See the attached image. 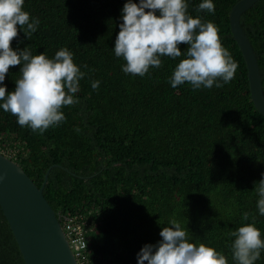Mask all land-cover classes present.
<instances>
[{
  "label": "trees",
  "instance_id": "trees-1",
  "mask_svg": "<svg viewBox=\"0 0 264 264\" xmlns=\"http://www.w3.org/2000/svg\"><path fill=\"white\" fill-rule=\"evenodd\" d=\"M239 0H0V152L91 264H264V115ZM264 92V0L240 16ZM0 264H25L0 209Z\"/></svg>",
  "mask_w": 264,
  "mask_h": 264
},
{
  "label": "water",
  "instance_id": "water-1",
  "mask_svg": "<svg viewBox=\"0 0 264 264\" xmlns=\"http://www.w3.org/2000/svg\"><path fill=\"white\" fill-rule=\"evenodd\" d=\"M257 1L236 2L229 12V23L247 66L251 99L264 115V92L257 58L240 25L241 14ZM50 168L38 187L15 161L0 152V209L25 264H78L64 234L60 216L43 194Z\"/></svg>",
  "mask_w": 264,
  "mask_h": 264
},
{
  "label": "built area",
  "instance_id": "built-area-1",
  "mask_svg": "<svg viewBox=\"0 0 264 264\" xmlns=\"http://www.w3.org/2000/svg\"><path fill=\"white\" fill-rule=\"evenodd\" d=\"M73 221V217H67L66 223L64 225L61 224L64 234L78 264H91L85 253L87 247V236L84 234L81 226Z\"/></svg>",
  "mask_w": 264,
  "mask_h": 264
}]
</instances>
